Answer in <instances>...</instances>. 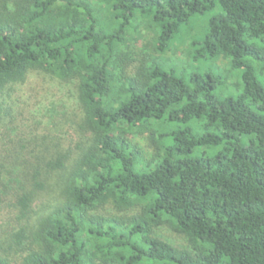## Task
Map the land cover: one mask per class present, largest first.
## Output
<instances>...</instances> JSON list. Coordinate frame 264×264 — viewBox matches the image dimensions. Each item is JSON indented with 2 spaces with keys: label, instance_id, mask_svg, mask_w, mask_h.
Returning a JSON list of instances; mask_svg holds the SVG:
<instances>
[{
  "label": "trees",
  "instance_id": "trees-1",
  "mask_svg": "<svg viewBox=\"0 0 264 264\" xmlns=\"http://www.w3.org/2000/svg\"><path fill=\"white\" fill-rule=\"evenodd\" d=\"M207 12L193 63L240 93L135 48ZM33 72L74 87L75 137L0 150V264H264V0H0V129Z\"/></svg>",
  "mask_w": 264,
  "mask_h": 264
},
{
  "label": "rangeland",
  "instance_id": "rangeland-1",
  "mask_svg": "<svg viewBox=\"0 0 264 264\" xmlns=\"http://www.w3.org/2000/svg\"><path fill=\"white\" fill-rule=\"evenodd\" d=\"M213 12L198 14L184 25L170 42V50L165 53L156 52V36L145 29H141V36L136 35L138 41L135 44L137 50L144 53H152L166 63L168 68L190 71L201 69H219L222 73H228L230 81L229 91L240 93L238 73L231 71V64L225 58L203 57L198 63H193L192 50L197 51L199 46L193 48L194 42H199ZM240 74V73H239ZM258 82L264 89V72L258 75ZM11 115L8 117V126L0 129V150L6 148L11 140H30L35 136H42L49 131L56 132V136L67 142L73 141L74 133L68 128L61 129L57 125L65 116L71 118V112L77 108L72 84L62 82L43 73H31L26 82L16 88L10 104ZM56 124V125H55ZM59 130V131H58ZM148 134H128L135 144H138L146 155L152 153L146 137ZM11 144V143H10ZM12 214L5 210L0 216V223H10ZM162 235L175 245H185V240L174 235L169 229H162Z\"/></svg>",
  "mask_w": 264,
  "mask_h": 264
}]
</instances>
